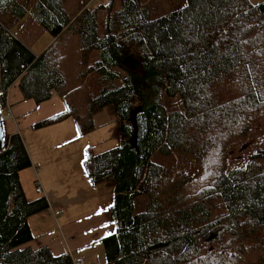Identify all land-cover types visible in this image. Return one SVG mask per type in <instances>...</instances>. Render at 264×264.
<instances>
[{"label":"trees","instance_id":"trees-1","mask_svg":"<svg viewBox=\"0 0 264 264\" xmlns=\"http://www.w3.org/2000/svg\"><path fill=\"white\" fill-rule=\"evenodd\" d=\"M91 1L0 0L7 26L0 32L1 112L17 81L38 104L54 91L65 101V111L36 128L73 117L86 134L95 129V114L114 106L119 145L97 154L89 149L85 161L93 184L112 181L115 188L116 231L103 240L110 264H217L219 256L232 260L219 264H264V138L248 161L229 170L223 154L235 139L264 133V0H188L162 16L141 0H122L112 11L110 0L100 6L109 9L103 38ZM27 17L37 25L25 27ZM43 29L54 41L36 55L23 35ZM129 55L139 69L123 64ZM176 97L166 128L142 129V115L157 117L164 98ZM137 106L138 149L130 143ZM219 115L222 126L242 124L223 138L210 170L205 160L214 138L201 134ZM4 140L0 264H76L69 253L28 246L29 218L49 203L25 194L20 173L32 160L20 134L5 132ZM157 154L177 160L164 164L152 159Z\"/></svg>","mask_w":264,"mask_h":264},{"label":"crops","instance_id":"crops-1","mask_svg":"<svg viewBox=\"0 0 264 264\" xmlns=\"http://www.w3.org/2000/svg\"><path fill=\"white\" fill-rule=\"evenodd\" d=\"M6 104L11 115L4 120L5 132L20 134L32 160V166L20 173L25 194L29 200L44 196L49 203L29 218L34 239L28 246H48L54 255L69 253L75 263L110 264L103 240L116 231L115 188L112 181L93 184L85 161L89 149L97 154L119 145L120 122L114 106L96 113L95 129L81 134L73 117L34 127L65 111V101L56 91L38 104L24 97L17 81L7 91Z\"/></svg>","mask_w":264,"mask_h":264},{"label":"rangeland","instance_id":"rangeland-1","mask_svg":"<svg viewBox=\"0 0 264 264\" xmlns=\"http://www.w3.org/2000/svg\"><path fill=\"white\" fill-rule=\"evenodd\" d=\"M263 0H251L253 3H259ZM110 0H92L89 4V7L91 9L98 8V30H99V37L103 38L107 35V28H106V20L109 13L108 8H100L101 5L108 6ZM142 4L150 7L153 10L154 16H162L164 14L170 13L174 10L180 9L184 7L188 0H141ZM122 6V0H115L113 3L111 10L120 9ZM2 24L7 28L5 23L0 19ZM26 26L29 24L34 23L29 17L26 19ZM37 25V24H36ZM39 31V28H38ZM25 38L26 43L29 45V47L33 50L34 53H42L53 41L54 38L52 34L47 30H42L39 33H33L31 35H23ZM139 69V68H138ZM179 99L176 98H164V105L161 107V111L157 114V117L149 118L147 116H141L140 117V123L142 126V129L147 130H155V129H164L167 127V121H168V112L178 107ZM217 118L216 122H211L210 129L207 132H204L201 134L204 135L206 133L209 134V137H213V143L214 145L210 147L207 150L206 154V160L205 164L210 170H215L217 168V162L218 157H221V146L220 143L223 140V138L226 136L229 137V134L233 132L234 130L239 131L238 125L235 122L230 121L229 124L224 123L225 126L221 125V118L220 115ZM191 132H193V129H189ZM264 138V133L257 134L255 133L254 136H248L244 137L241 140H234L232 143L230 142L223 150V154H228V161L226 164V170H229L231 168H234L238 166L241 163H245L248 161L249 154L256 151L258 147L263 146V142L259 141L257 139ZM201 137L198 138V144H200ZM173 158L177 160V155L174 154ZM172 157H162L159 154L154 155L152 159L159 161L164 164H168V162L173 161ZM197 165V164H196ZM217 175V174H216ZM215 175V176H216ZM214 176V177H215ZM137 207L141 208L144 204V199L141 200V198L137 199ZM139 208H136L137 210ZM242 225H246L245 223H242ZM245 227V226H244ZM248 228V227H247ZM227 235V234H226ZM225 258L221 261L220 259ZM217 264L219 263H229L232 261L230 257H223L219 256L218 260H215ZM237 263L236 261H234ZM240 262V260H239ZM238 262V263H239Z\"/></svg>","mask_w":264,"mask_h":264},{"label":"water","instance_id":"water-1","mask_svg":"<svg viewBox=\"0 0 264 264\" xmlns=\"http://www.w3.org/2000/svg\"><path fill=\"white\" fill-rule=\"evenodd\" d=\"M123 64L125 66H128L132 69H138L141 65V62L139 61V59L129 55L125 58ZM143 109L142 106H137L136 108H134L131 112V116H130V121L132 122L133 126H134V135L133 137L130 139V143L131 145L138 149V122H137V114L139 112H141ZM4 136H5V130H4V124H3V119L1 116V112H0V153L3 151L4 147H5V140H4Z\"/></svg>","mask_w":264,"mask_h":264},{"label":"built area","instance_id":"built-area-1","mask_svg":"<svg viewBox=\"0 0 264 264\" xmlns=\"http://www.w3.org/2000/svg\"><path fill=\"white\" fill-rule=\"evenodd\" d=\"M5 28V26L0 22V32L1 30ZM4 92V89L2 87V85L0 84V96L2 95V93ZM3 119L5 120V118H7L8 116L11 115V110L9 108V106H7V104H5V106L3 107ZM38 190L41 192L42 191V187L41 185L38 186ZM76 264H82V261L81 262H78Z\"/></svg>","mask_w":264,"mask_h":264}]
</instances>
